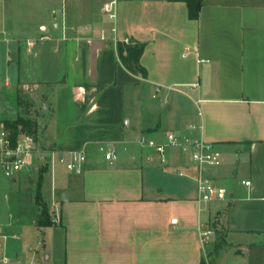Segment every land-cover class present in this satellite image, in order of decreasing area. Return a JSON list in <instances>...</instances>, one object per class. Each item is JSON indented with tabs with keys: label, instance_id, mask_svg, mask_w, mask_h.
<instances>
[{
	"label": "crops",
	"instance_id": "crops-1",
	"mask_svg": "<svg viewBox=\"0 0 264 264\" xmlns=\"http://www.w3.org/2000/svg\"><path fill=\"white\" fill-rule=\"evenodd\" d=\"M113 1L114 20L105 11ZM0 33L13 79L4 81L12 110L0 111L1 133L3 119L23 111L20 93L41 150L87 157L80 173L51 158L34 167L51 177V204L41 195L63 264H197L217 234L221 254L264 264V0H203L197 19L184 0H0ZM129 38L146 44L147 77L119 60L116 41ZM141 84L188 87L178 92L189 99L168 104L167 127L146 125ZM170 131L219 152L205 173L226 198L199 200L190 181L131 147L140 137L168 146ZM104 144L116 159L99 153ZM169 148L168 165L196 181L198 165ZM235 155L241 168L230 173Z\"/></svg>",
	"mask_w": 264,
	"mask_h": 264
},
{
	"label": "rangeland",
	"instance_id": "rangeland-1",
	"mask_svg": "<svg viewBox=\"0 0 264 264\" xmlns=\"http://www.w3.org/2000/svg\"><path fill=\"white\" fill-rule=\"evenodd\" d=\"M4 35L0 33V37ZM20 42L22 43V41ZM5 46V42L0 40V111L3 108L7 109L12 106L11 88L4 86V81L7 79L13 81L8 67H6ZM11 74L13 75V73ZM140 87L143 93V105L141 106V111L143 112L142 123L146 125L161 120L162 126L167 127L168 104H172L174 97L177 96L182 97V99H189L186 95L178 92V89L189 92L188 87H175L170 90L160 87L159 91L156 90L154 85L141 84ZM39 109L41 107L37 108L36 111H39ZM43 120L44 118L39 119L40 124ZM1 132L2 129L0 128V137L2 136ZM141 138L146 139V137H140L139 141L132 143L131 147L134 152L143 155L153 154L152 163L154 165L160 168L162 164L168 166L167 170L172 175L190 181L194 193L197 189L195 188L196 181L186 176L188 174L187 170L168 165L167 157V152L171 149L169 147H173L176 150L178 149L183 157L192 159L190 150L185 151L179 146H165L164 161H162V157L155 149V146H151L146 142L142 143L140 141ZM147 139L154 140L152 137ZM104 146L107 148V145L104 144ZM99 153L104 156L105 150H100ZM50 158H52L50 152H45L39 148V145H36V150L32 151L28 156V163L12 175H6L0 165V264H63L62 257L64 253L59 231L54 232V228L40 227L36 223L40 207L38 208L34 195L39 176L43 177V181L41 179V187L44 191L45 199L50 204L54 194L51 191L50 175H45V179V170L36 171L34 167L35 165L42 166ZM239 159L240 156L238 155L232 158L230 173L237 172L241 168ZM153 169L156 171L158 168ZM180 170L183 172L182 174H180ZM50 214L52 217L51 212ZM218 239H221L220 234L213 236V238L211 237L210 242ZM215 264L250 263L242 260L235 253L224 252L218 255Z\"/></svg>",
	"mask_w": 264,
	"mask_h": 264
},
{
	"label": "built area",
	"instance_id": "built-area-1",
	"mask_svg": "<svg viewBox=\"0 0 264 264\" xmlns=\"http://www.w3.org/2000/svg\"><path fill=\"white\" fill-rule=\"evenodd\" d=\"M115 1L105 5V11L109 18L114 20L117 16L115 10ZM63 11V9H62ZM55 12V11H54ZM115 30V27H114ZM33 41H28L29 45H33ZM168 144L179 146L183 150H190L193 161L198 165V174L196 176L198 198L201 201H211L214 199H224L227 197L228 190L225 186L220 185L217 181L205 173V165H218L220 163V154L214 151L211 143L205 142L199 137H191L187 135H179L172 131L167 133ZM142 143L146 142L155 148L163 155L165 144L158 143L155 140L141 139ZM37 140L34 134H22L17 144L14 147L10 146L6 132L0 137V164L6 175H12L19 170L23 165L28 163V156L36 149ZM105 150V157L109 160L117 158V153L114 148L100 147ZM57 159L59 163L65 165L69 170L80 173L84 169V164L87 157L83 151H70L59 155H52L51 162ZM164 161V157H162ZM180 173H183L180 171ZM245 184H250L249 180L243 181ZM172 222H176L177 218H172ZM209 231L204 232L203 240L209 238Z\"/></svg>",
	"mask_w": 264,
	"mask_h": 264
},
{
	"label": "trees",
	"instance_id": "trees-1",
	"mask_svg": "<svg viewBox=\"0 0 264 264\" xmlns=\"http://www.w3.org/2000/svg\"><path fill=\"white\" fill-rule=\"evenodd\" d=\"M188 6L189 17L192 19L199 18L200 10L203 5V0H184ZM146 44L136 39L117 40L116 48L119 60L122 64L132 73L147 77L148 70L141 63V56L145 50ZM17 102L23 108L22 113L11 115L3 119L4 130L11 147L17 144L19 137L24 133L34 134L37 133V121L29 116L27 108L31 105L30 101L18 93ZM41 176L38 179L35 202L40 207L37 213V225L40 227H48L53 224V220L48 208L47 203L41 195ZM225 248V239L217 240L213 248L203 255L201 261L197 264H215L216 258Z\"/></svg>",
	"mask_w": 264,
	"mask_h": 264
},
{
	"label": "water",
	"instance_id": "water-1",
	"mask_svg": "<svg viewBox=\"0 0 264 264\" xmlns=\"http://www.w3.org/2000/svg\"><path fill=\"white\" fill-rule=\"evenodd\" d=\"M9 109L12 110V106H10Z\"/></svg>",
	"mask_w": 264,
	"mask_h": 264
}]
</instances>
